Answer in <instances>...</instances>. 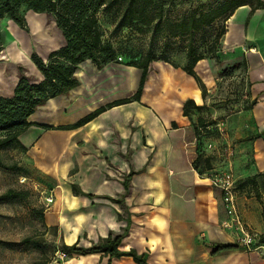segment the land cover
<instances>
[{"label": "crops", "instance_id": "0c3cea01", "mask_svg": "<svg viewBox=\"0 0 264 264\" xmlns=\"http://www.w3.org/2000/svg\"><path fill=\"white\" fill-rule=\"evenodd\" d=\"M250 13L249 6L235 12L225 41L228 47L242 50L253 104L228 121L221 144H209L211 170L194 168L197 139L183 115L186 101L204 104L202 91L193 77L171 65L159 77L171 76L179 88L176 111L162 103H146V85L141 103L115 106L77 130L33 126L20 137L22 145L32 149H42L46 135L60 138L46 151L57 145L51 159L56 162L53 176L68 177L62 192L58 186L52 191L57 197L54 218L62 226L65 245L92 247L111 233L120 234L128 227L129 218V234L119 249L147 253V264H264V7L248 21ZM23 14L25 28L9 18L0 22V31L3 25L11 26L15 36L0 49V94L5 97L13 96L21 68L34 81L43 79L32 60L34 47L46 60L65 44L52 16L27 10ZM77 76L81 83L78 88L40 107L37 112L42 121L37 112L30 121L55 128L75 124L103 106L133 96L142 71L124 64H109L99 70L89 61ZM160 93L159 89L155 95ZM226 171L237 181L238 215L256 249H247L240 242L241 232L236 224L229 223L222 191L211 184L210 176ZM132 172L130 193L123 198L124 181ZM72 184L79 185L84 195L75 196ZM221 245L235 249L216 252ZM68 264L137 263L131 257L110 260L109 256L92 254L73 256Z\"/></svg>", "mask_w": 264, "mask_h": 264}, {"label": "rangeland", "instance_id": "374dc122", "mask_svg": "<svg viewBox=\"0 0 264 264\" xmlns=\"http://www.w3.org/2000/svg\"><path fill=\"white\" fill-rule=\"evenodd\" d=\"M224 1L226 0H179L166 6L164 19L177 22L193 14L207 12ZM256 1L253 0V3ZM99 21L105 39L112 43L119 54L117 62L112 64L125 65L131 60H139L149 51L169 62L159 60L151 64L146 84V103H162L168 109L176 111L179 102L176 94L179 88L174 85L170 75L160 80V73L169 69L168 65L175 69L183 68L190 46L205 58L195 68L196 75L205 87V108L201 111L191 110L188 118L191 133L197 139V153L203 157L201 170L205 172V164L208 157H211L207 153L209 144H221L228 121L247 112L253 104L242 50L236 46L228 47L225 36L217 40L218 33L228 27L229 20H218L201 33L187 38H172L165 33H156L153 25L140 26L139 29H116L114 12L107 13L104 9L99 14ZM27 22L32 27L31 16L27 17ZM0 32V37L5 39H0L2 49L8 39L15 36L11 26L7 28L3 25ZM23 44L27 46L26 41ZM34 52H38L37 47H34ZM40 53L44 54L43 51ZM135 85L137 89V82ZM159 89L161 95H155ZM36 115L42 121V115L38 112ZM58 141L60 138L46 135L41 142L42 149L16 145L0 150V264H68V260L61 261L57 257V252L63 249L66 242L62 226L54 218L53 205L57 200L55 193L54 203L46 202L48 195L57 186L62 192L61 188H65L68 181V177L56 179L53 176L56 162L51 159L55 155L54 150H58L57 145L48 153L46 151L48 145ZM75 170L76 168L73 171ZM9 191L17 193L18 197H6ZM67 243H71L69 238Z\"/></svg>", "mask_w": 264, "mask_h": 264}, {"label": "trees", "instance_id": "16d2710c", "mask_svg": "<svg viewBox=\"0 0 264 264\" xmlns=\"http://www.w3.org/2000/svg\"><path fill=\"white\" fill-rule=\"evenodd\" d=\"M177 1L179 0H0V22L4 18H9L25 28L26 19L23 14L25 10L47 14L53 17L65 40L64 46L53 51L46 60L37 53H33L32 60L43 75L41 81L30 79L21 68L20 80L13 96L5 97L0 94V150L16 145L26 148L22 145L20 137L33 126L45 130H77L115 106L132 102L141 103L151 72V64L159 60L169 63L165 58L159 59L153 51H149L139 60H131L125 64L142 71L138 89L133 96L103 106L72 125L55 128L30 121L37 110L45 106L48 101L66 96L80 86L77 73L83 64L90 61L102 70L107 65L117 62L118 51L105 39L99 21V14L103 9L107 13L114 12L117 19L116 29L122 27L139 29L140 26L153 25L156 33H165L172 38H187L201 33L218 20L227 22L241 7L251 8L248 21L256 10L264 7L262 0H257L255 4L253 0H226L207 12L193 14L177 22L165 20L166 6L173 5ZM226 32L227 28L224 27L218 33L217 40L225 36ZM204 59L194 47L190 46L186 65L182 68L187 75L195 79L202 91L203 99L205 87L196 75L195 68ZM203 108L205 104L199 106L195 101L188 100L184 104L183 115L190 118L191 110L201 111ZM199 122L203 124L201 119ZM172 126L176 127L177 124L174 122ZM202 160V155H198L194 161V168L201 172ZM211 169V161L208 158L205 170ZM134 174L132 172L124 181L126 192L123 198L130 193L131 179ZM72 190L75 196L84 195L77 184H72ZM5 196L16 198L18 194L9 191ZM86 196L93 197L90 194ZM107 198L123 203V200ZM119 217L122 218L121 215ZM128 224L130 225L129 218ZM129 225L120 234L111 233L92 247H80L76 243L72 246L64 245L62 251L68 255V259L73 256L103 254L109 256L110 260L131 257L137 264H147L149 256L147 253L139 255L135 250L125 252L119 249L122 241L129 234ZM231 249H235V246L221 245L217 247L216 252Z\"/></svg>", "mask_w": 264, "mask_h": 264}, {"label": "built area", "instance_id": "2783aa9c", "mask_svg": "<svg viewBox=\"0 0 264 264\" xmlns=\"http://www.w3.org/2000/svg\"><path fill=\"white\" fill-rule=\"evenodd\" d=\"M210 181L212 186L220 189L223 194V201L225 210L230 217V224H236L238 226V230L241 232L242 238L240 242L247 248V249H256L253 248L254 240L252 235L246 228L242 225L238 211H237V195H236V184L237 181L235 176L232 172L226 171L221 173H215L210 176ZM55 201L53 192L46 198V202L48 204H53ZM228 223V222H227ZM226 224V223H225ZM228 227H231L227 224ZM260 248V247H259ZM264 250V247H262ZM57 257L61 260H68V255L64 251H58Z\"/></svg>", "mask_w": 264, "mask_h": 264}]
</instances>
